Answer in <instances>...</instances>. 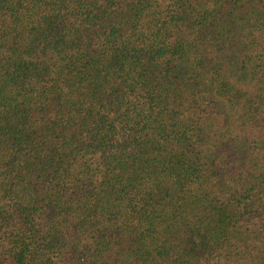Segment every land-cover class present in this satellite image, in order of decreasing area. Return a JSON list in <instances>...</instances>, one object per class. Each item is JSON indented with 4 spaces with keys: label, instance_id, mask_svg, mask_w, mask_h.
I'll return each mask as SVG.
<instances>
[{
    "label": "trees",
    "instance_id": "trees-1",
    "mask_svg": "<svg viewBox=\"0 0 264 264\" xmlns=\"http://www.w3.org/2000/svg\"><path fill=\"white\" fill-rule=\"evenodd\" d=\"M0 264H264V0H0Z\"/></svg>",
    "mask_w": 264,
    "mask_h": 264
}]
</instances>
